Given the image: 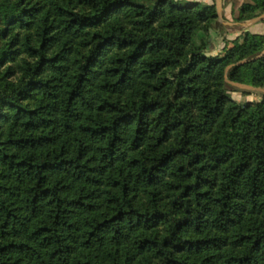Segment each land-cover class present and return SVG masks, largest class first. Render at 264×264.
<instances>
[{
    "label": "trees",
    "instance_id": "trees-1",
    "mask_svg": "<svg viewBox=\"0 0 264 264\" xmlns=\"http://www.w3.org/2000/svg\"><path fill=\"white\" fill-rule=\"evenodd\" d=\"M216 17L0 0V264H264V96L227 87H264V34L213 53Z\"/></svg>",
    "mask_w": 264,
    "mask_h": 264
},
{
    "label": "rangeland",
    "instance_id": "rangeland-1",
    "mask_svg": "<svg viewBox=\"0 0 264 264\" xmlns=\"http://www.w3.org/2000/svg\"><path fill=\"white\" fill-rule=\"evenodd\" d=\"M249 2H251V0H218L219 9L217 11L216 21L212 24L209 34L204 32H199L198 34L199 38H205L210 42V46L214 48L213 53H220L227 41L234 38L241 39L243 34L247 31L256 33L252 32L255 31V27L251 26L253 22H260L258 26H264V16L261 17V14L264 12H261L257 16V20V17L249 20H237L240 8L242 5ZM211 4L215 5L214 0ZM212 29H217L218 34L215 35V33L211 31ZM258 31V33H264L261 32L262 29H258ZM227 87L230 90L231 98L239 104H244L247 101H259L261 97L264 96V87H260L262 90H246L229 82H227ZM233 89H238L239 91H233ZM243 91L249 93L245 94Z\"/></svg>",
    "mask_w": 264,
    "mask_h": 264
},
{
    "label": "water",
    "instance_id": "water-1",
    "mask_svg": "<svg viewBox=\"0 0 264 264\" xmlns=\"http://www.w3.org/2000/svg\"><path fill=\"white\" fill-rule=\"evenodd\" d=\"M216 9H217V11H218V9H219V3L217 4ZM257 19H258V17L256 18V20H257ZM262 55H264V50H263L259 55L254 56L252 59H256V58H258V57H260V56H262ZM244 61H246V60H243V61L239 62V64L243 63ZM227 82H229V83H231V84H233V85H235V86H237V87H239V88H241V89H246V90H262V88H256V87H253V86L248 85V84H242V83L231 82V81H229L228 79H227Z\"/></svg>",
    "mask_w": 264,
    "mask_h": 264
},
{
    "label": "crops",
    "instance_id": "crops-1",
    "mask_svg": "<svg viewBox=\"0 0 264 264\" xmlns=\"http://www.w3.org/2000/svg\"><path fill=\"white\" fill-rule=\"evenodd\" d=\"M191 1H200L201 3H204V4H211L213 0H191ZM214 2H215V6H217L218 0H214ZM262 16H264V13L261 14V17ZM258 23H260V22H253V24L251 25V26L255 27V31H252V32L258 33L259 32L258 29H260V30L262 29L261 32H264V26H258ZM211 31L214 32L215 35L218 34L217 29H212ZM213 50H214V48H213Z\"/></svg>",
    "mask_w": 264,
    "mask_h": 264
}]
</instances>
